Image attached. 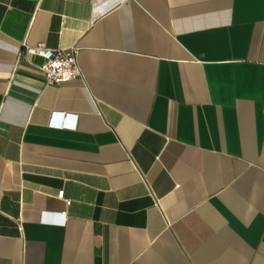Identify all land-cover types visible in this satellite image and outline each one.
Wrapping results in <instances>:
<instances>
[{
	"label": "crops",
	"instance_id": "crops-1",
	"mask_svg": "<svg viewBox=\"0 0 264 264\" xmlns=\"http://www.w3.org/2000/svg\"><path fill=\"white\" fill-rule=\"evenodd\" d=\"M0 264H264V0H0Z\"/></svg>",
	"mask_w": 264,
	"mask_h": 264
},
{
	"label": "built area",
	"instance_id": "built-area-1",
	"mask_svg": "<svg viewBox=\"0 0 264 264\" xmlns=\"http://www.w3.org/2000/svg\"><path fill=\"white\" fill-rule=\"evenodd\" d=\"M35 8L39 5L41 0H33ZM35 55L41 58V62L37 65L42 72L44 82L46 84L61 85L71 79L81 76V70L76 58L75 48H46L43 43H38L35 46L25 47L24 52H19L18 60L21 55ZM17 60L12 68L14 71L17 66ZM63 191L57 192V197L62 198ZM69 200H65L68 204Z\"/></svg>",
	"mask_w": 264,
	"mask_h": 264
}]
</instances>
